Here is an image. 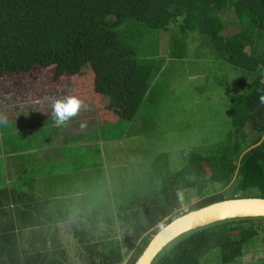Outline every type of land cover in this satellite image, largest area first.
I'll return each instance as SVG.
<instances>
[{"label": "trees", "instance_id": "trees-1", "mask_svg": "<svg viewBox=\"0 0 264 264\" xmlns=\"http://www.w3.org/2000/svg\"><path fill=\"white\" fill-rule=\"evenodd\" d=\"M151 30H177L167 57L181 58L179 49L189 54L198 42L241 71L229 95V138L211 154L188 152L175 171L163 160L139 177L125 161L82 202L13 193L12 213L0 209V264H134L184 205L264 198V0H0V81L85 103L96 93L100 115L112 116L106 122L129 119L150 101L159 70L157 56L140 54ZM157 156L152 163L165 157ZM152 264H264V217L190 230Z\"/></svg>", "mask_w": 264, "mask_h": 264}, {"label": "crops", "instance_id": "crops-1", "mask_svg": "<svg viewBox=\"0 0 264 264\" xmlns=\"http://www.w3.org/2000/svg\"><path fill=\"white\" fill-rule=\"evenodd\" d=\"M35 87L27 83L8 86L0 81L1 210L12 213L13 193L20 199L25 194H34L51 202L60 199L82 202L93 194L92 188L100 184L101 175L105 183L112 171L118 172L124 166L119 151L120 148L125 151L128 139L136 140V144L141 138L144 144L152 142L150 133L144 134L152 130L146 125L152 110L150 102L145 108L141 105L133 117L111 123L106 122L112 117L108 112L106 117L100 115L104 99L90 93L88 109H82L66 126L56 127L51 119V103ZM96 110L98 119L94 115ZM95 127L102 129L101 136ZM135 151L138 153L139 149ZM107 167L112 169L106 170ZM107 218L98 219L106 223ZM115 223L117 219L113 217Z\"/></svg>", "mask_w": 264, "mask_h": 264}, {"label": "rangeland", "instance_id": "rangeland-1", "mask_svg": "<svg viewBox=\"0 0 264 264\" xmlns=\"http://www.w3.org/2000/svg\"><path fill=\"white\" fill-rule=\"evenodd\" d=\"M176 33L177 30L175 34L172 30L169 33L151 30L145 34V40L150 39V46H141L148 48L140 53L144 57L157 56L155 61L159 70L154 75L153 90L149 98L152 110L148 114L146 125L152 130L144 132L145 135L150 133L152 142L144 144L145 140L141 138L139 144H136V140L128 139L125 142V154L122 148L119 151V159L126 161L134 176L141 177L153 165H161L163 160H166L169 170L175 171L184 165V156L188 152L211 154L217 150V142L221 143L229 138V95L237 89L236 82L241 71L219 61L208 47L200 46L198 42L189 54L188 49L184 54V48L178 50L173 47V51L183 53L181 58L165 56L169 52L166 50L167 39L172 42ZM97 114L96 110V119ZM134 123L140 124L137 121ZM75 128L80 129L77 126ZM96 129L101 136L99 131L102 129L95 127L94 130ZM136 148L139 149L136 152L139 163L135 166L140 167L131 171L134 165L132 161L136 158L133 157L130 161V152L135 155ZM157 155L165 157L161 158L162 161L158 158L155 163ZM154 156L156 158L152 163ZM182 197L184 199L183 195ZM188 205L183 206L184 211L189 208Z\"/></svg>", "mask_w": 264, "mask_h": 264}, {"label": "water", "instance_id": "water-1", "mask_svg": "<svg viewBox=\"0 0 264 264\" xmlns=\"http://www.w3.org/2000/svg\"><path fill=\"white\" fill-rule=\"evenodd\" d=\"M244 217H264V198H228L181 213L155 231L134 264H152L169 242L190 230L225 219Z\"/></svg>", "mask_w": 264, "mask_h": 264}, {"label": "clouds", "instance_id": "clouds-1", "mask_svg": "<svg viewBox=\"0 0 264 264\" xmlns=\"http://www.w3.org/2000/svg\"><path fill=\"white\" fill-rule=\"evenodd\" d=\"M68 91L70 92L71 89ZM44 99L51 103V119L56 127L66 126L69 120L76 117L82 109H88V105L75 95L65 94L60 97H45ZM261 102L264 103V97H261ZM84 126L85 124H81V127Z\"/></svg>", "mask_w": 264, "mask_h": 264}, {"label": "snow or ice", "instance_id": "snow-or-ice-1", "mask_svg": "<svg viewBox=\"0 0 264 264\" xmlns=\"http://www.w3.org/2000/svg\"><path fill=\"white\" fill-rule=\"evenodd\" d=\"M230 214V213H229Z\"/></svg>", "mask_w": 264, "mask_h": 264}]
</instances>
